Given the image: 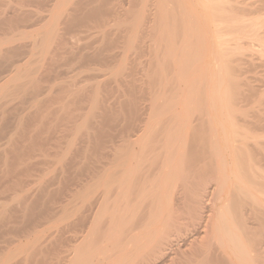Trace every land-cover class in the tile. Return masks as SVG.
<instances>
[{
  "label": "bare ground",
  "instance_id": "6f19581e",
  "mask_svg": "<svg viewBox=\"0 0 264 264\" xmlns=\"http://www.w3.org/2000/svg\"><path fill=\"white\" fill-rule=\"evenodd\" d=\"M20 1L0 264H264V0Z\"/></svg>",
  "mask_w": 264,
  "mask_h": 264
},
{
  "label": "rangeland",
  "instance_id": "374dc122",
  "mask_svg": "<svg viewBox=\"0 0 264 264\" xmlns=\"http://www.w3.org/2000/svg\"><path fill=\"white\" fill-rule=\"evenodd\" d=\"M23 1H24V3L26 2L27 6H28V7L26 6V8H29V9H35V7H37V9H38V6H37V5L40 4L39 2H36V1H34V0H23ZM28 1L31 3V5H30V3H29ZM239 1H241V2H244V1H247V2H252V1L261 2V1H263V0H252V1H251V0H249V1H248V0H239ZM11 2H12V0H11V1H10V0H0V3H1V4H0V6H1L0 11L5 10L4 12L2 11V13L0 12V19H1V21L4 20L3 18H5V19H6V18H9V17L11 16V13H9V12H10L11 10H13L16 6H18V4H19L21 1H20V0H19V1H18V0H13V2H12V3H11ZM35 3H37V4H35ZM38 3H39V4H38ZM47 3L50 4V2H47ZM7 4H8V5H7ZM11 4H12V5H11ZM28 4H29V5H28ZM33 4H34L35 6H33ZM7 6H9V7L7 8ZM10 6H11V7H10ZM30 6H31V7H30ZM40 6L43 7L42 10L48 8L46 4H40ZM45 6H46V7H45ZM5 7L7 8V10H6ZM4 8H5V9H4ZM9 8H10V11H9ZM42 12H43V13H42ZM45 12H46V11H41V13L43 14V15L41 14V16L46 15L47 12H46V13H45ZM8 15H9V16H8ZM37 18H41L40 21H44L43 23L46 22V20H45L43 17H37ZM41 23H42V22H41ZM41 23H40V24H41ZM40 24H39V25H40ZM39 25H38V26H39ZM35 26H36V25H35ZM1 28H2L1 33H2V32L4 31V29H3V27H1ZM31 28H32V27H30V29H31ZM33 29H34V27H33ZM258 61H259V60H258ZM258 64H259V65H258ZM258 64L256 65V67H254L256 70H257V68L259 69V70H257V71H254V74H257V75H254L253 73H251V72H252L253 70H255V69H253L252 71L250 70L249 73H248V75H249V74H250V75L253 74L252 76H255L256 78H257V76H258L257 80L260 82L261 78H262L263 75H264V74H263V73H264V72H263L264 67L261 65L260 62H259ZM257 66H258V67H257ZM259 67H260V68H259ZM258 71H259V72H258ZM255 72H258V73H255ZM260 73H261V74H260ZM259 74H260V75H259ZM262 74H263V75H262ZM261 76H262V77H261ZM255 77H252V78L254 79ZM256 78H255L254 80H256ZM259 79H260V80H259ZM259 82H257V83L259 84ZM254 83H255V85H256L255 87H258V86H259L258 89L255 88V91H254L255 96H258L259 92H261L262 90H264V89H263V88H264V84H262V85L259 84V85H258V84H256V81H255ZM260 83H263V82H260ZM257 85H258V86H257ZM260 85H261V86H260ZM262 86H263V87H262ZM259 88H260V89H259ZM261 88H262V89H261ZM256 90H258V91L260 90V91L258 92V91H256ZM146 103H147V102H146ZM263 110H264V109H263ZM1 139L3 140L4 138H1ZM4 140H5V139H4ZM52 164H53V163H51V166H52ZM36 166H37L38 168L41 167L40 165H37V164H36ZM36 166H35V168L37 169ZM54 167H55V166H54ZM52 171H53V170H52ZM52 171H51V172H52ZM51 172H50V174L48 175L49 177L52 176V175L54 174V172H52V174H51ZM46 176H47V175H46ZM46 176H45V177H46ZM49 177H48V178H49ZM48 178H47V179H48ZM50 181H51V180H50ZM50 181H48V182H50ZM36 182H37V181L34 182L33 186H35V185L37 186L38 183L36 184ZM52 182H53V181H52ZM31 185H32V184H31ZM28 186H30V184L27 185V187H28ZM33 186H31V187L34 188ZM31 187H30V188H31ZM38 187H39V186H37V187H35V188H38ZM0 192H1V190H0ZM0 195H1V194H0ZM0 197H1V196H0Z\"/></svg>",
  "mask_w": 264,
  "mask_h": 264
}]
</instances>
